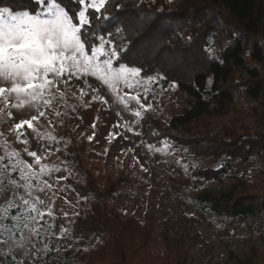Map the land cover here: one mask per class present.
Returning <instances> with one entry per match:
<instances>
[{
    "label": "rangeland",
    "instance_id": "obj_1",
    "mask_svg": "<svg viewBox=\"0 0 264 264\" xmlns=\"http://www.w3.org/2000/svg\"><path fill=\"white\" fill-rule=\"evenodd\" d=\"M141 77L142 86L149 90V95L147 100L143 95L140 99L145 104H153L148 113L162 122L168 123L170 117L181 115L191 107L192 97L177 84L161 89L159 86L153 87L154 78L151 77L150 81ZM89 82L100 89L101 95L109 102L107 106L97 101L85 108L75 98L68 97L67 103H62L58 108L61 116L49 114L52 125L44 118L37 125L40 131L47 130L53 136L62 138L59 143L50 145L54 154L42 162L66 167L71 170V175L53 189L56 220L52 231L59 235L62 226L67 232L63 239L57 240L53 236L50 241L45 240L52 249L59 250L47 254L42 251L43 258L36 260V264H73L64 252L74 248L86 249L95 241V238L73 240L69 236V224L74 213L84 206V198L77 194L72 184L74 181L82 182L85 174L95 179L97 189H108L110 196L105 199L107 205L120 212L133 214L144 227H148V255H143L145 264H171L167 258H171L174 251L183 253L177 264H264V214L224 216L199 209L193 200L199 193L219 195L231 185L239 186L235 195L245 194L263 199L264 159L251 157L237 160L232 163L222 181L206 179L195 174L193 168L215 165L214 157L194 154L172 139H163L159 145L144 141L140 122H136L140 118L133 114L137 108L135 103H131L129 111H125L122 104L113 101L106 86L91 77ZM71 83L72 91L79 95V88L84 85L75 80ZM210 85L211 76L204 81V89L209 90ZM127 91L123 88L120 94ZM84 99L87 101L88 97ZM72 104L77 105L75 111L69 107ZM259 104L261 102L237 94L232 99L221 100L210 106L207 114L190 124V127L219 135L255 134L264 128V123L262 125L260 121L264 113ZM12 111V120L0 122V132L5 134L11 148L20 150L23 158L31 163L32 158L22 152L24 145L15 142L9 129L13 128L14 123L29 119L35 113L27 109ZM141 112L142 115L146 113L142 109ZM118 121L129 123L133 131H126L123 127L113 128ZM94 122L95 128L92 127ZM24 127L27 129V125ZM112 132L118 135L112 138L109 136ZM136 132L140 135H136ZM93 133L95 136L89 141L88 137L93 136ZM29 140L30 150L38 149L36 140L31 136ZM41 143L47 144V141ZM56 148L62 151L55 152ZM135 158H138V162ZM63 175L68 173L56 174ZM50 182L55 183V176ZM40 195L47 199L44 194ZM48 195L52 196V193ZM9 199L11 191L0 193V204ZM63 212L68 213L66 218ZM37 246L43 248L42 244ZM26 264L30 262L26 261Z\"/></svg>",
    "mask_w": 264,
    "mask_h": 264
},
{
    "label": "trees",
    "instance_id": "obj_2",
    "mask_svg": "<svg viewBox=\"0 0 264 264\" xmlns=\"http://www.w3.org/2000/svg\"><path fill=\"white\" fill-rule=\"evenodd\" d=\"M63 3L70 13L76 10L72 0ZM4 5L16 10L32 7L30 0H4ZM105 15L119 18L120 23L94 19V30L103 34L124 29L116 39L120 48L131 49L121 53L129 65L141 66V76L155 79L153 87L165 89L175 83L193 99L188 110L170 117L168 123L144 113L140 119L144 141L159 145L172 139L194 154L214 157L215 165L193 172L217 181L237 160L264 159V128L255 134L219 135L190 127L210 106L237 94L261 102L264 113V0H111ZM145 17L150 19L145 22ZM260 121L263 125L264 118ZM72 187L84 198V206L72 218L69 236L95 238L86 249L64 252L73 264H145L148 227L133 214L107 205L110 192L97 189L93 177L85 174ZM237 187L231 185L219 195L199 193L193 200L199 209L224 216L264 214V198L235 195ZM182 254L174 251L168 263H179Z\"/></svg>",
    "mask_w": 264,
    "mask_h": 264
},
{
    "label": "snow or ice",
    "instance_id": "obj_3",
    "mask_svg": "<svg viewBox=\"0 0 264 264\" xmlns=\"http://www.w3.org/2000/svg\"><path fill=\"white\" fill-rule=\"evenodd\" d=\"M72 3L76 10L70 13L63 0H30L32 7L23 10L5 6L4 0H0V122L12 120L13 109L35 113L9 129L15 142L24 145L22 152L32 158L31 163L20 150L11 148L5 134L0 132V193L11 191V199L0 204V264H26V261L36 264V260L43 258L42 251L47 254L59 250L52 249L45 240L50 241L53 236L63 239L67 232L62 226L59 235L52 231L56 220L53 189L69 178L71 170L42 162L54 154L50 145L62 138L47 130L40 131L37 127L40 119H48L52 125L49 114L61 116L58 108L67 103L68 97L75 98L85 108L97 101L107 106L108 100L89 82V77L106 86L113 101L122 104L125 111L134 102L137 108L133 114L137 118L143 119L141 109L148 112L153 108L151 102L145 104L140 99L143 95L147 100L149 95V90L142 86V67L129 65L121 57V53L131 51L120 48L116 39L124 29L116 27L114 32L103 34L94 30V19L120 23L119 18L105 15L111 0H72ZM149 19L145 17L144 21ZM74 80L84 85L79 88V95L72 91ZM123 88L128 91L121 95ZM69 107L75 111L77 105ZM92 127H96L95 122ZM116 127L133 131L127 122L118 121L113 125ZM117 135L109 133L112 138ZM30 136L36 140L38 149L30 150ZM94 136L95 133L88 137L89 141ZM60 172L68 175L56 176ZM53 176L55 183L50 182ZM50 192L52 196L48 195ZM63 216L66 218L68 213L63 212Z\"/></svg>",
    "mask_w": 264,
    "mask_h": 264
}]
</instances>
